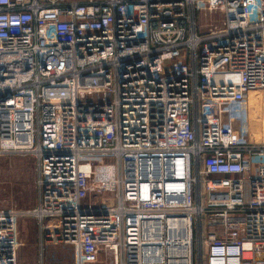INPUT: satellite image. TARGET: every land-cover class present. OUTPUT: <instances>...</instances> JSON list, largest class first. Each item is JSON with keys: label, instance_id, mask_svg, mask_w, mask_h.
<instances>
[{"label": "built area", "instance_id": "built-area-1", "mask_svg": "<svg viewBox=\"0 0 264 264\" xmlns=\"http://www.w3.org/2000/svg\"><path fill=\"white\" fill-rule=\"evenodd\" d=\"M263 89L264 0H0V157L37 170L0 264L24 217L73 264H264Z\"/></svg>", "mask_w": 264, "mask_h": 264}, {"label": "rangeland", "instance_id": "rangeland-1", "mask_svg": "<svg viewBox=\"0 0 264 264\" xmlns=\"http://www.w3.org/2000/svg\"><path fill=\"white\" fill-rule=\"evenodd\" d=\"M206 24H218L216 18L199 20ZM250 124L248 134L254 142H264V89L249 94ZM264 163V159L261 160ZM36 162L29 156L0 157V208L27 210L36 205L35 186ZM108 196L89 197L83 208L96 209ZM46 224V221L44 222ZM19 247L16 252L17 264H73V248L64 244H40L38 224L31 218L18 221ZM90 251L83 257L89 261Z\"/></svg>", "mask_w": 264, "mask_h": 264}]
</instances>
